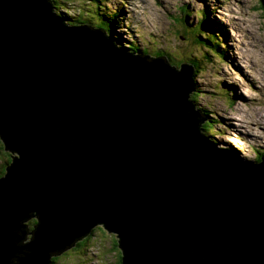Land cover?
<instances>
[{
    "label": "water",
    "instance_id": "1",
    "mask_svg": "<svg viewBox=\"0 0 264 264\" xmlns=\"http://www.w3.org/2000/svg\"><path fill=\"white\" fill-rule=\"evenodd\" d=\"M193 75L0 0V264H51L97 225L121 264H264V158L202 135Z\"/></svg>",
    "mask_w": 264,
    "mask_h": 264
},
{
    "label": "rangeland",
    "instance_id": "2",
    "mask_svg": "<svg viewBox=\"0 0 264 264\" xmlns=\"http://www.w3.org/2000/svg\"><path fill=\"white\" fill-rule=\"evenodd\" d=\"M86 1L92 0L60 3L77 14L86 11L87 5L94 8ZM103 1H107V12L119 11L122 28L117 32L126 43L134 42L152 57L166 49L177 67L179 62L189 63L191 59L197 62L196 91L190 97L195 99V107L207 116L205 122L215 123L211 133L214 137L202 134L229 157L259 163L264 158V154L261 159L257 157L264 150V0ZM182 7H186L185 14L181 13ZM106 10L100 13L106 14ZM179 17L189 25L201 22L202 29L197 33L199 42L205 40L203 33L207 31L214 33L213 39L220 35L218 56L195 45L191 40L195 36L183 31L184 23H175ZM225 39H228L227 45L223 42ZM238 111L247 123L239 120ZM226 122H231L230 127ZM8 155L13 154L4 151V147L0 149V165L8 161L9 157L5 160ZM96 227L97 232L88 242L75 250H66L68 256L58 258L55 264H114L118 259L112 248L114 235L102 226Z\"/></svg>",
    "mask_w": 264,
    "mask_h": 264
},
{
    "label": "trees",
    "instance_id": "3",
    "mask_svg": "<svg viewBox=\"0 0 264 264\" xmlns=\"http://www.w3.org/2000/svg\"><path fill=\"white\" fill-rule=\"evenodd\" d=\"M46 1L51 4V9L52 10L55 9L54 13L56 15H58L66 25H68V26H79V25L86 26V25H88V26H90L96 30H100V31L104 32L107 36H109L113 40V42L117 45V47L121 48L124 52H130L133 54L142 53L143 55H146L147 50L145 48L139 47L134 42L126 43V40H124V38L118 33L119 32L118 29L122 28V27H120V22H119V11L118 10H116V11L110 10V12H107V10H106L107 2L106 1H103V3L101 2V0H92L91 2L86 1L88 3H91V5L94 6V8L90 7V5H87L86 11H83L82 13L79 12L77 14H72L66 6H64L63 4L60 3V2L63 3L64 1L66 3L67 0H46ZM100 5H101V7H100ZM95 6H97V8ZM182 8H183V10H181L182 11L181 13L185 14L186 13V7H182ZM58 9H60L61 11H59ZM105 10H106V14L100 13V11H105ZM184 21H185V19L183 17H179V19L177 21H175V23H177L179 25L181 23H184L185 27H183V31L189 35L195 36V39H191L195 45H197L198 47H201L203 49H206L207 46H209L210 49L212 50V52L214 53L213 55L218 56V54H219V49L217 48L218 40H219L217 37L218 35L216 36L215 39H213L211 37L214 35V33L207 31L206 33L208 35L206 33H203L205 35L204 36L205 40L203 42H199L200 38H199V35H197V33L199 30L202 29V26L200 24L201 22H198L196 25L195 24L189 25ZM189 27H191V28H189ZM186 28H189V29L186 30ZM155 56L156 57H159V56L166 57V59L168 60V62L171 65L175 66V64H177V63H173L174 60L169 56V53L166 51V49L164 51L163 50L157 51L155 53ZM231 62H233V61L231 60ZM178 64L180 65V62ZM188 64L194 66V70H196L197 62H195V60L191 59V61H189ZM217 92H220V91H217ZM190 98L193 101V103L195 104V99L193 97H190ZM203 116H204V118L207 117L204 114H203ZM204 118H202V119H204ZM226 124H227V127H230V125L227 122H226ZM214 125H215V123L211 120H207L206 122H203L201 125V129H200L201 133L204 132V133H207L209 135V137H214V135L211 136ZM2 148H3V145L0 142V149L2 150ZM262 154H264V150L261 152L259 151V153L257 155L258 159L263 158ZM8 157H9V159L7 162L5 161V163H8L11 160L9 155L7 157H5V160ZM3 166H4V164L0 165V177L5 173ZM35 222H36V219H34V218L30 219L27 222L30 229L33 228V225ZM95 229H97V228L92 229L89 232V234L83 238V240L81 239L79 242V245L84 244V242H88L91 239V237L93 236V234L95 232H97ZM100 239L102 240V238H100ZM117 244H118V240H117V237L114 235L112 248L115 249V252L118 255V264H121L122 254H121L120 250L118 249ZM75 249L76 248L74 247L73 250H75ZM67 253L68 252L64 251L58 257L64 256L66 258L68 256ZM56 258L57 257H55V256L51 257L50 263L52 264Z\"/></svg>",
    "mask_w": 264,
    "mask_h": 264
},
{
    "label": "bare ground",
    "instance_id": "4",
    "mask_svg": "<svg viewBox=\"0 0 264 264\" xmlns=\"http://www.w3.org/2000/svg\"><path fill=\"white\" fill-rule=\"evenodd\" d=\"M58 16V15H57ZM59 17V16H58ZM220 35H218L217 37H219ZM123 37V36H122ZM219 39V38H218ZM223 40V39H222ZM226 41H227V43H228V39H225L223 42H225L226 43ZM226 43V44H227ZM208 51H212L211 49H210V47L209 46H207V48H206ZM229 60L231 61V57H229ZM237 59H236V56L235 55H233V61H236ZM187 65H190V64H188V63H186ZM194 75H193V79H194ZM226 77V76H225ZM231 77V76H230ZM230 80H231V78H230ZM195 85H196V82H195ZM262 85V84H261ZM260 88L262 89V86H260ZM263 90V89H262ZM195 105V104H194ZM196 108V107H195ZM197 111V110H196ZM197 112H199L200 114H201V111L199 110V111H197ZM202 115V114H201ZM203 116V115H202ZM234 116V115H233ZM236 116H238L239 117V120L242 122V123H247L246 121H245V118L243 117V114L242 113H240L239 111L237 112V114H236ZM204 117V116H203ZM248 119V118H247ZM252 121V120H251ZM230 124H231V122H230ZM229 124V125H230ZM230 156V155H229Z\"/></svg>",
    "mask_w": 264,
    "mask_h": 264
},
{
    "label": "clouds",
    "instance_id": "5",
    "mask_svg": "<svg viewBox=\"0 0 264 264\" xmlns=\"http://www.w3.org/2000/svg\"><path fill=\"white\" fill-rule=\"evenodd\" d=\"M50 6H51V4H50ZM53 11H54V10H53ZM120 49H121V48H120ZM180 64H181V63H180ZM0 142H1V141H0ZM3 164L5 165V162H4ZM3 167H4V166H3ZM32 219H33V218H32ZM35 223H36V222H35ZM35 223H34V224H35ZM98 226H100V225H98ZM94 228H97V227H94ZM94 228H93V229H94ZM112 234H113V233H112ZM86 236H87V235H86ZM115 236H116V235H115ZM92 237H93V236H92ZM92 237H91V238H92ZM83 238H84V237H83ZM83 238H82V240H83ZM80 240H81V239H80ZM80 240H78L72 248H74V247H75V248L80 247V246H81V245H79ZM84 243H85V242H84ZM72 248H70V249H72ZM59 255H60V254H59ZM59 255H56L55 257H58ZM52 257H53V256H52ZM52 264H53V263H52Z\"/></svg>",
    "mask_w": 264,
    "mask_h": 264
},
{
    "label": "flooded vegetation",
    "instance_id": "6",
    "mask_svg": "<svg viewBox=\"0 0 264 264\" xmlns=\"http://www.w3.org/2000/svg\"><path fill=\"white\" fill-rule=\"evenodd\" d=\"M58 258H60V257H57V258L54 260L53 264H55V262H56V260H58ZM114 264H118V259H116V261L114 262Z\"/></svg>",
    "mask_w": 264,
    "mask_h": 264
}]
</instances>
